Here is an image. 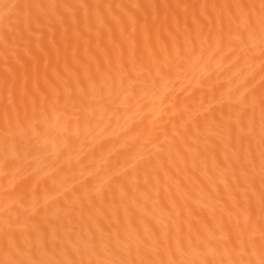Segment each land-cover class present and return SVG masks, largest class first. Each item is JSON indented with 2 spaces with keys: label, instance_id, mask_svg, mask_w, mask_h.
I'll return each instance as SVG.
<instances>
[{
  "label": "bare ground",
  "instance_id": "obj_1",
  "mask_svg": "<svg viewBox=\"0 0 264 264\" xmlns=\"http://www.w3.org/2000/svg\"><path fill=\"white\" fill-rule=\"evenodd\" d=\"M0 264H264V0H0Z\"/></svg>",
  "mask_w": 264,
  "mask_h": 264
}]
</instances>
